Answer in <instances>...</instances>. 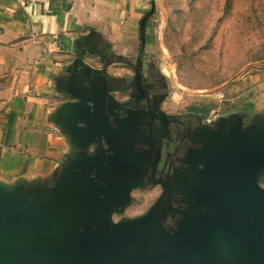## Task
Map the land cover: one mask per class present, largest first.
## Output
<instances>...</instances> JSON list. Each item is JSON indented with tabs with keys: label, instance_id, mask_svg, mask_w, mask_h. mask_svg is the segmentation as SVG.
Wrapping results in <instances>:
<instances>
[{
	"label": "water",
	"instance_id": "1",
	"mask_svg": "<svg viewBox=\"0 0 264 264\" xmlns=\"http://www.w3.org/2000/svg\"><path fill=\"white\" fill-rule=\"evenodd\" d=\"M149 3L139 22L137 84ZM72 87L75 103L61 126L78 153L49 192L0 189V264H264V120L245 124L235 115L216 131L196 128L190 139L201 148L188 152L187 171L162 186L144 215L115 222L140 184L132 133L126 124L110 130L112 97ZM171 196L180 208L168 206ZM169 213L178 216L171 228Z\"/></svg>",
	"mask_w": 264,
	"mask_h": 264
},
{
	"label": "crops",
	"instance_id": "2",
	"mask_svg": "<svg viewBox=\"0 0 264 264\" xmlns=\"http://www.w3.org/2000/svg\"><path fill=\"white\" fill-rule=\"evenodd\" d=\"M148 1L0 0V189L49 192L78 153L61 126L72 84L112 97L111 106L133 94Z\"/></svg>",
	"mask_w": 264,
	"mask_h": 264
},
{
	"label": "rangeland",
	"instance_id": "3",
	"mask_svg": "<svg viewBox=\"0 0 264 264\" xmlns=\"http://www.w3.org/2000/svg\"><path fill=\"white\" fill-rule=\"evenodd\" d=\"M154 5L142 73L155 91L164 84L161 111L175 116L209 107L208 116L217 122L245 117L244 106L260 96L254 118L264 120V0H154ZM259 185L264 188V175ZM159 193L157 186L134 190L132 204L113 220L141 216Z\"/></svg>",
	"mask_w": 264,
	"mask_h": 264
},
{
	"label": "flooded vegetation",
	"instance_id": "4",
	"mask_svg": "<svg viewBox=\"0 0 264 264\" xmlns=\"http://www.w3.org/2000/svg\"><path fill=\"white\" fill-rule=\"evenodd\" d=\"M135 67L136 61L132 70L135 90L131 96L127 95L125 101L122 103L117 102L116 105H113L116 121H111L110 124V130L112 131L119 124H126L127 131L132 133L134 151L139 164L136 175H138L140 184L131 191V203L129 206L133 202L132 192L148 186L160 188V193L153 202L154 204L164 192L162 186L168 188L177 174L187 171L188 165L185 159L188 152L201 148V145L194 143L190 139L196 128L216 131V119L207 122L201 113L174 116L167 115L161 111L165 96L164 84H162L159 92L151 88V83L145 81L141 66L140 73L142 78L140 84H137L135 81ZM106 105L109 104L106 103ZM102 145L106 150V145L104 143ZM176 199L177 197L171 196L168 200V206L180 208L181 205L174 201ZM177 219V214L169 213L166 216L165 225L170 228L174 227V222Z\"/></svg>",
	"mask_w": 264,
	"mask_h": 264
},
{
	"label": "trees",
	"instance_id": "5",
	"mask_svg": "<svg viewBox=\"0 0 264 264\" xmlns=\"http://www.w3.org/2000/svg\"><path fill=\"white\" fill-rule=\"evenodd\" d=\"M147 27H148V24H147ZM149 42H150V39H148L146 37V43H149ZM209 109H210L209 107H200V108H192V111L196 112V113H201L204 117H207L208 113H209ZM242 111L247 113V115L245 116L246 119H251L253 117L252 107H251L250 103H247L244 106ZM239 115H241V114H239ZM245 117H244V119H245Z\"/></svg>",
	"mask_w": 264,
	"mask_h": 264
},
{
	"label": "built area",
	"instance_id": "6",
	"mask_svg": "<svg viewBox=\"0 0 264 264\" xmlns=\"http://www.w3.org/2000/svg\"><path fill=\"white\" fill-rule=\"evenodd\" d=\"M17 7L24 8L27 5H36L39 3H45L47 0H11ZM214 120L212 117L208 116L205 121L209 122Z\"/></svg>",
	"mask_w": 264,
	"mask_h": 264
}]
</instances>
